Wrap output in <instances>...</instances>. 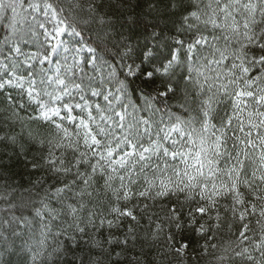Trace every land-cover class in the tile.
Listing matches in <instances>:
<instances>
[{
  "label": "snow or ice",
  "instance_id": "snow-or-ice-1",
  "mask_svg": "<svg viewBox=\"0 0 264 264\" xmlns=\"http://www.w3.org/2000/svg\"><path fill=\"white\" fill-rule=\"evenodd\" d=\"M131 7L0 0V264H264V0Z\"/></svg>",
  "mask_w": 264,
  "mask_h": 264
},
{
  "label": "trees",
  "instance_id": "trees-1",
  "mask_svg": "<svg viewBox=\"0 0 264 264\" xmlns=\"http://www.w3.org/2000/svg\"><path fill=\"white\" fill-rule=\"evenodd\" d=\"M129 3L132 5V7L130 9L125 10V16L134 17L138 19L141 23L151 24L157 22L156 18L154 17V14H150L148 11L147 0H129ZM159 22L161 23V26H163V18H160ZM5 259H11L12 264H24L20 256H5Z\"/></svg>",
  "mask_w": 264,
  "mask_h": 264
}]
</instances>
